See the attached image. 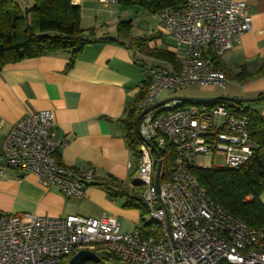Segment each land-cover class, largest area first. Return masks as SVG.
Wrapping results in <instances>:
<instances>
[{
  "label": "built area",
  "instance_id": "obj_1",
  "mask_svg": "<svg viewBox=\"0 0 264 264\" xmlns=\"http://www.w3.org/2000/svg\"><path fill=\"white\" fill-rule=\"evenodd\" d=\"M177 39L179 68L153 57L140 113L189 85L226 87L228 74L216 67L250 31L253 18L245 1L186 0L158 13ZM244 103L223 99L167 101L140 119L138 168L133 183L148 213L130 231L103 215L50 217L37 213H0V264H58L81 249L97 253L103 264H264V227H252L218 206L193 167L236 169L256 148L248 131ZM51 109L27 112L5 134L0 154L7 167L35 173L47 188L81 196L100 182L93 170L80 172L61 164L58 151L67 142L56 132ZM160 152L159 159L151 148ZM222 155L224 165L200 157ZM161 160V185L155 175ZM142 187V188H141ZM252 199V195L246 200ZM70 264V263H68Z\"/></svg>",
  "mask_w": 264,
  "mask_h": 264
},
{
  "label": "crops",
  "instance_id": "obj_2",
  "mask_svg": "<svg viewBox=\"0 0 264 264\" xmlns=\"http://www.w3.org/2000/svg\"><path fill=\"white\" fill-rule=\"evenodd\" d=\"M235 1L247 2L253 27L234 38L233 47L221 61L228 73L248 72L243 81L229 77L243 87L244 96L236 97H256L264 92V0ZM73 2L81 7V26L93 29L95 37H119L120 20L131 21L133 36L155 32L153 28L148 33L135 31L136 23L128 14L136 5L124 6L117 0ZM138 7L139 14L147 11ZM148 46L173 51L178 57L176 48L165 42L153 40ZM70 57V51H60L8 63L0 71V149L5 134L27 112L51 109L57 136L67 139L57 154L62 165L80 172L93 170L97 178H113L136 188L132 178L139 159L127 142L121 119L148 76L149 56L127 44L91 43L71 68ZM252 106L264 117V99ZM260 199L264 202V191ZM123 203V197L113 200L95 183L87 184L83 195L68 197L57 188L44 186L35 173L7 167L0 154V213L106 215L123 231H130L142 223V216L138 208H126Z\"/></svg>",
  "mask_w": 264,
  "mask_h": 264
},
{
  "label": "trees",
  "instance_id": "obj_3",
  "mask_svg": "<svg viewBox=\"0 0 264 264\" xmlns=\"http://www.w3.org/2000/svg\"><path fill=\"white\" fill-rule=\"evenodd\" d=\"M117 1L124 6L137 5L157 14L165 8L183 5L186 0ZM81 16V7L73 0H0V71L8 63L60 51H70L68 67L71 68L84 47L91 43L127 44L146 56L168 60L179 68L178 57L173 51L148 46L154 36H133L130 20L119 21V37H95L93 29L81 26ZM216 67L232 79L243 81L248 78L246 70L228 73L219 56H216ZM145 93L146 80L141 83L126 116L121 119L127 142L137 161L142 139L136 130V119ZM252 104L244 103L242 111L248 118L249 135L256 144L252 158L236 169L193 167L192 172L218 206L249 226L264 227V202L260 199L264 191V117ZM95 184L104 187L113 200L123 197L124 207L140 208L142 215L146 211L140 197L141 189L135 184L136 188H129L113 178H101ZM249 195L252 199L246 200ZM69 258H62L58 264H68ZM86 264L93 263L88 261Z\"/></svg>",
  "mask_w": 264,
  "mask_h": 264
},
{
  "label": "rangeland",
  "instance_id": "obj_4",
  "mask_svg": "<svg viewBox=\"0 0 264 264\" xmlns=\"http://www.w3.org/2000/svg\"><path fill=\"white\" fill-rule=\"evenodd\" d=\"M138 8L139 7L137 5L133 6L130 9V14H128V16L133 18L136 23L135 31L137 33H148L153 28L155 29V32L153 34L147 35V36H154V38L151 39L149 42L153 40H155L156 43L162 41V43L165 42V44L168 47L175 49L178 45L177 39L173 35H170L165 30L163 25L160 24L158 15L148 11H141L143 13L139 14L140 12L137 13ZM146 62L148 63L147 66L149 67V65H151V62L150 61H146ZM242 90H243L242 85L232 80L228 82L225 88L224 87L203 88L198 85H189L187 88L180 91L170 90V94H175L179 96H189V97H217L221 95L244 96ZM246 104H252V102ZM199 159H202L203 162L206 164L214 163L215 165H224L225 162L224 157L222 155L212 156L211 153L204 157H200ZM138 210L140 212V215H142L143 210L140 208H138ZM147 217H148V213L147 211H145L142 215V221ZM69 260L70 258L68 259V263Z\"/></svg>",
  "mask_w": 264,
  "mask_h": 264
},
{
  "label": "water",
  "instance_id": "obj_5",
  "mask_svg": "<svg viewBox=\"0 0 264 264\" xmlns=\"http://www.w3.org/2000/svg\"><path fill=\"white\" fill-rule=\"evenodd\" d=\"M174 99H178L181 101H196V100H202V99H223V100L232 101V102L249 103V102L260 101V100L264 99V92L262 94H260L259 96H256V97H236V96H230V95H221V96H217V97H189V96L170 97V98L164 99V100H162L156 104H153V105L145 108L138 115V117L136 119L137 133L140 134V119L144 113L148 112L149 110H151L157 106H160L161 104H163L167 101L174 100ZM151 148L154 151V153L156 154L157 158L159 159V157H160L159 150L153 144H151ZM161 167H162V162H161V160H158L156 175H155V185H156L158 192L160 191V185H161V178H160ZM88 261H91L93 264H103L101 257L97 253H95L94 251H92L90 249H86V248L81 249L78 252H76L70 258L69 263L70 264H86V262H88Z\"/></svg>",
  "mask_w": 264,
  "mask_h": 264
}]
</instances>
